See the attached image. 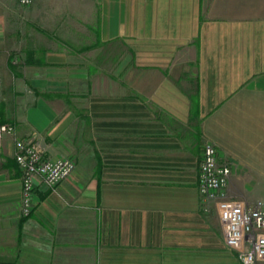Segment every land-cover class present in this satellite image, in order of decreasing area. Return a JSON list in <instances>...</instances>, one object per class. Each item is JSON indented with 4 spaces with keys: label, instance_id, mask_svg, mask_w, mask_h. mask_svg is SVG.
<instances>
[{
    "label": "crops",
    "instance_id": "obj_1",
    "mask_svg": "<svg viewBox=\"0 0 264 264\" xmlns=\"http://www.w3.org/2000/svg\"><path fill=\"white\" fill-rule=\"evenodd\" d=\"M2 1L0 264H242L198 176L205 140L264 176V0ZM32 134L75 169L24 218Z\"/></svg>",
    "mask_w": 264,
    "mask_h": 264
},
{
    "label": "built area",
    "instance_id": "obj_2",
    "mask_svg": "<svg viewBox=\"0 0 264 264\" xmlns=\"http://www.w3.org/2000/svg\"><path fill=\"white\" fill-rule=\"evenodd\" d=\"M29 6L32 0H16ZM14 135L10 124H0V138ZM47 145L36 134L14 137V158L21 173L20 215L28 217L34 208L37 183L55 188L70 178L75 169L72 158H49ZM230 164L217 160L216 146L210 140L202 143V158L198 176L200 208L209 212L214 205L223 230L225 246L236 252L242 264L264 262V202L248 201L229 193Z\"/></svg>",
    "mask_w": 264,
    "mask_h": 264
},
{
    "label": "rangeland",
    "instance_id": "obj_3",
    "mask_svg": "<svg viewBox=\"0 0 264 264\" xmlns=\"http://www.w3.org/2000/svg\"><path fill=\"white\" fill-rule=\"evenodd\" d=\"M1 6L7 7V12L2 18L5 25L12 27L18 25V3L16 0L2 1ZM229 193L240 196L248 201L261 199L264 202V176H237L230 175L229 177ZM264 264V262H259Z\"/></svg>",
    "mask_w": 264,
    "mask_h": 264
}]
</instances>
